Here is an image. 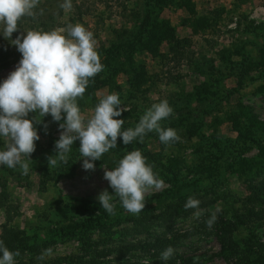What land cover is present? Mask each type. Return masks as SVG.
<instances>
[{"label":"rangeland","instance_id":"1","mask_svg":"<svg viewBox=\"0 0 264 264\" xmlns=\"http://www.w3.org/2000/svg\"><path fill=\"white\" fill-rule=\"evenodd\" d=\"M71 3L72 8L66 10L60 7V0H39L35 12L45 8L40 17L23 21L12 39L23 30H65L66 34L69 26L82 24L93 33L104 65L103 71L90 78L83 97L77 99L85 119L94 113L100 98L118 93L128 110L117 119L124 120L122 130H126L134 128L153 103L166 99L173 114L162 121V126L174 128L180 140L166 145L153 131L143 143L134 140L126 146L118 137L117 147L96 160L94 170L83 169L80 141L76 140L67 163L49 168L47 157L55 154L54 143L62 130L60 122L46 115L43 121L47 129L43 123L36 125L40 139L35 141L28 174H21L19 168L0 166V193L12 206L8 221L0 207V240L9 250H19L20 255L14 258L16 264H47L80 254L77 237L61 230L70 223L94 218L96 211L79 199L98 202L104 188L111 192L103 178L104 167L113 169L127 152L135 149L153 166L163 186L150 190L146 195L149 205L139 215L124 210L117 199L116 214L106 212L102 233L91 230V240H98L96 246H115L152 234L170 237L190 230L171 246L174 255L166 264L170 260L179 263L178 257L183 255L190 256V264H233L245 255L252 256L254 241L264 243V216L236 225L230 234L237 244L234 251L224 249L218 228L213 225L209 230L205 221L217 208L221 209L217 218L244 214L248 208L243 204L249 194L247 184L264 185V169L245 174L237 171L240 159L256 156L258 144L264 142V132L250 126L235 110V104L240 102L264 119V92L258 90L264 87V0ZM155 28L157 32L166 31L169 37L150 44V50L145 42L155 36L151 35ZM127 41L133 42L132 48L124 45ZM0 50V58L7 54L10 60L6 67H0L2 83L15 69L21 53L2 33ZM3 148L4 138L0 137V150ZM189 196L201 201L204 215L199 220L192 216L194 209L184 208ZM175 202L180 204L165 217L167 206ZM133 218L141 220L146 231L134 227ZM49 248L52 254L38 260ZM106 258L121 264H152L159 259H150L139 250L111 252Z\"/></svg>","mask_w":264,"mask_h":264},{"label":"clouds","instance_id":"2","mask_svg":"<svg viewBox=\"0 0 264 264\" xmlns=\"http://www.w3.org/2000/svg\"><path fill=\"white\" fill-rule=\"evenodd\" d=\"M38 5L39 0H0V33L21 53L15 69L0 83V137L4 138L0 166L19 168L21 174H28L35 141L40 139L36 125L43 123L46 130L48 124L43 118L49 114L53 121L60 122L59 129L62 130L54 143L55 154L47 157L49 168L67 163L76 140L80 141L79 153L84 170H94V162L117 147L118 137H122L126 146L134 140L143 143L144 137L153 131L166 145L180 140L174 128L162 126V121L173 114L166 99L153 103L136 126L126 130H122L124 120L117 119L128 110L118 93L100 98L94 113L85 119L77 99L83 97L90 78L104 69L93 33L77 23L69 26L66 34L65 30L31 29L20 31L12 39V34L21 29L18 21L25 16H34ZM60 7L70 10L71 0H64ZM30 113H33L31 117ZM103 178L112 191L104 188L97 199L109 215L116 214L117 199L124 210L139 215L145 208L150 190L163 186V181L139 149L127 152L115 168L104 167ZM200 204L199 199L189 196L184 208L194 209L192 216L199 220L204 215ZM219 211V208L212 211L205 221L209 230ZM0 254V264H16L14 258L20 252L9 250L0 240ZM51 254L52 249H46L37 259L44 260ZM173 255L174 249L168 246L160 258L167 261Z\"/></svg>","mask_w":264,"mask_h":264},{"label":"trees","instance_id":"3","mask_svg":"<svg viewBox=\"0 0 264 264\" xmlns=\"http://www.w3.org/2000/svg\"><path fill=\"white\" fill-rule=\"evenodd\" d=\"M64 0H60V3H63ZM42 9V11H41ZM35 12L34 16H25L21 20L18 21V27L21 26V23L27 20H31L32 17L37 18L40 17V14L44 11L45 8H41ZM146 23V20H144ZM43 26V24H42ZM155 28L153 34L155 36L149 37L146 40V45L148 49H152L150 44L155 43L156 40H163L169 37L166 31L159 30ZM16 34L14 37H16ZM139 39L141 38L138 34ZM136 41H139L136 39ZM124 45L127 48L133 47L132 41L124 42ZM1 51V50H0ZM3 51V50H2ZM4 52L6 53L5 49ZM14 59H17L18 56L16 53H11ZM10 63L7 54L0 58V67L4 68ZM258 90L264 92V87L259 86ZM236 115L242 117L250 126L255 129L264 132V119L255 115L247 105H244L240 102L235 104ZM104 158L102 161H105ZM115 168V167H114ZM264 169V142L258 144V151L254 158H242L237 166V171L241 174H245L248 171H259ZM179 190V188H177ZM246 189L248 190V196L246 200L243 201V204H247L248 208L245 210L244 214H232L229 219H223L218 217L216 223L214 224L219 232L218 234L221 237V241L224 244V249H229L231 251L235 250L236 243L231 240L230 234L233 229L236 228L238 223L244 224V222L250 221V219L259 220L264 216V185L261 184H247ZM156 194L155 196H158ZM170 196V195H169ZM3 194L0 193V207L4 209L6 221L11 218L12 206L10 204H6L5 200L2 199ZM3 200V201H2ZM79 201L83 205H91L92 209L96 211V215L94 218H88L81 221H76L74 223L68 224L61 232L63 231L68 235L76 236L79 242V251L81 252L78 255L62 257L60 260H50L47 264H121V263H113L110 262L108 258H106L111 252H129L132 250H139L141 252L147 253L150 259L159 258V253L166 249L168 246H172L176 240L179 238H183L190 233V230L183 231L180 233H174L170 237L152 234L149 235L148 238L136 241L125 242L123 244L115 245V246H96V241L91 240L90 233L92 229H98V232L101 234L105 228V224L107 222L108 214L106 211L100 207L99 202H91L85 199H79ZM179 202H175L173 204H169L164 211L165 217H167L170 213L175 211V207L179 205ZM148 200L146 199L145 208L148 207ZM257 206V208H254ZM183 207V206H182ZM161 216V215H160ZM249 219V220H248ZM134 222V227L136 225L143 231H146L144 226L142 225L141 220L136 221L135 218L131 219ZM140 231V230H137ZM64 233V234H65ZM100 239H103L100 238ZM255 242V246L251 249L252 256L245 255L243 256L241 261H238L233 264H264V243L263 242ZM226 251V250H225ZM250 251V250H249ZM179 263H175L173 260L168 261L170 264H190V256L183 255L179 256ZM43 262L42 264H46ZM152 264H166V261L162 259H157L156 261L151 262ZM17 264H31V262L20 261Z\"/></svg>","mask_w":264,"mask_h":264}]
</instances>
